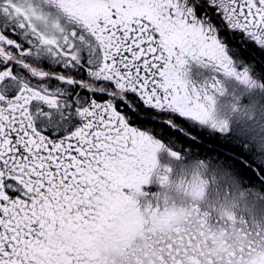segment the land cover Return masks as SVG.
Wrapping results in <instances>:
<instances>
[{"label": "snow or ice", "instance_id": "6c2138e0", "mask_svg": "<svg viewBox=\"0 0 264 264\" xmlns=\"http://www.w3.org/2000/svg\"><path fill=\"white\" fill-rule=\"evenodd\" d=\"M226 79L264 90V0H0V264H264V121L215 115ZM211 135L220 215L142 191Z\"/></svg>", "mask_w": 264, "mask_h": 264}, {"label": "clouds", "instance_id": "9594fccd", "mask_svg": "<svg viewBox=\"0 0 264 264\" xmlns=\"http://www.w3.org/2000/svg\"><path fill=\"white\" fill-rule=\"evenodd\" d=\"M226 81H229L226 79ZM255 90L259 95H264V90L260 88H244V93ZM224 96V95H223ZM217 98L215 100L214 109L216 112L217 106ZM220 117L227 119L228 121H239L241 124H249L252 125L257 122V120H264V117L261 116L259 108L253 109L251 107V102L249 105L245 106L241 103L240 99L226 97V102L224 106V114ZM256 147V145H252ZM197 165L194 162L191 167L186 170H181L173 175L172 171H170L168 175V179L165 183L161 184L158 177L163 175V170L157 169L156 183L160 187V191L155 194H160L159 204L163 208L165 206L172 207L175 206L177 208H190L192 206L200 207L204 212H213L215 215H220L221 210L219 208H214L207 197H202L196 200H193L190 193L193 184L200 182V176L196 174ZM201 175H206L201 170ZM140 201H142L141 206L147 207L154 203L151 199H145L144 197H140ZM249 225L251 227H259L264 229V214H262L259 218L253 220L249 218Z\"/></svg>", "mask_w": 264, "mask_h": 264}, {"label": "rangeland", "instance_id": "374dc122", "mask_svg": "<svg viewBox=\"0 0 264 264\" xmlns=\"http://www.w3.org/2000/svg\"><path fill=\"white\" fill-rule=\"evenodd\" d=\"M196 66H197V69H196L195 76L194 77H191L190 75L185 76V79H187L193 87L198 88L200 86H204L206 81L210 80L211 77L214 75V73L212 72V70L210 68L202 67L198 64H196ZM186 72L188 73L187 69H186ZM226 82L227 81L224 82V86H225L224 97L219 96L220 99L217 98L218 102H217V106H216L215 115L221 116L224 114V106H225V102H226L225 97H232V98H239L241 103L244 104L245 106L249 105V102H251V107L253 109L259 108L261 116L264 117V95H259L255 90L249 91V92H247V94H245L244 88L242 86L236 84L234 81H231V80H229V82H227V83ZM262 121H264V120H262ZM229 124L232 127L233 132H236L242 125L239 121H235V120L229 121ZM245 126H251V125L245 124ZM232 139H240V138L233 137ZM218 151L221 152L220 150H218ZM159 153L161 155H163L164 158H166L165 155H167V153H165L164 151H160ZM188 158H190V157H188ZM169 160H170L169 165H170L171 171H172V173H174V175L181 170L188 169L190 167V165L193 164V161L185 163V164H187V165H185V164H181V163L176 164L177 161L172 162L173 159H171V158ZM220 160H222V158L218 157L216 160V164L220 163ZM166 165L163 168V170L165 168H167ZM225 166L227 167L228 164H225Z\"/></svg>", "mask_w": 264, "mask_h": 264}, {"label": "flooded vegetation", "instance_id": "af4514ba", "mask_svg": "<svg viewBox=\"0 0 264 264\" xmlns=\"http://www.w3.org/2000/svg\"><path fill=\"white\" fill-rule=\"evenodd\" d=\"M186 69L188 71V73L186 72V76H189L190 75L191 77H194L195 76V73H196V69H197L196 63L189 62L187 64V66H186ZM227 82H229V81H227ZM217 98L220 99V97H217ZM214 137H215L214 135H211L210 137L205 136L203 138V144H202V146H205L208 149L217 150L216 146H214L212 143L210 144L209 141H208V140H210V138L213 139ZM208 144H210V145H208ZM200 149H202V148H198V149L197 148H192L189 153L182 154V158L180 160H178V161L177 160H172V162L177 161L176 164H180V163L181 164H185V163H188L190 161H193V163H194V162H197L198 160H200V161H204L206 163L209 162V161H211V163L216 164V160L217 159H215L216 156H214V157L212 156L213 153H211V152L209 153L208 152L206 154H202V153H200ZM164 152L167 153L166 151H164ZM159 154L160 153L158 152L157 155H156L157 168L160 169V170H163V168L167 164L166 167L169 168V169H171V167L169 165V162H170L169 159H170V157H169L168 153H167V155H165L166 158H164L163 155H161V154L159 155ZM188 157H190V158H188ZM224 159H226V158H224ZM185 165H187V164H185ZM173 175H174V173H173ZM142 191H144L149 197L151 195H153V194H155V193H157V192L160 191V187L156 183V176H155V174L150 178L149 184L142 187ZM141 203H142V201H141Z\"/></svg>", "mask_w": 264, "mask_h": 264}, {"label": "trees", "instance_id": "16d2710c", "mask_svg": "<svg viewBox=\"0 0 264 264\" xmlns=\"http://www.w3.org/2000/svg\"><path fill=\"white\" fill-rule=\"evenodd\" d=\"M208 141L210 144L212 143L214 146H216L217 150H214V149L212 150V149H208L205 146H201L200 148H202V149H200V153L206 154L208 152L209 153L211 152V153H213L212 154L213 157L216 156L215 159H217L218 157L222 158V160H220V163L224 162L225 164H227L226 159H224V158H226L225 151H226V146H227V145H225V142L223 140H220L216 136L213 139L210 138V140H208ZM230 142L231 141L229 140V143ZM210 144H208V145H210ZM222 145H224V146H222ZM218 150H220L221 152H219Z\"/></svg>", "mask_w": 264, "mask_h": 264}]
</instances>
